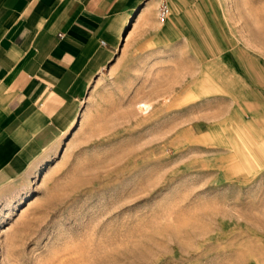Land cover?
Masks as SVG:
<instances>
[{
    "label": "rangeland",
    "instance_id": "374dc122",
    "mask_svg": "<svg viewBox=\"0 0 264 264\" xmlns=\"http://www.w3.org/2000/svg\"><path fill=\"white\" fill-rule=\"evenodd\" d=\"M196 3V37L264 61V0ZM164 61L122 45L59 154L0 190V264H264V142L234 163L196 136L212 110L189 104L188 59Z\"/></svg>",
    "mask_w": 264,
    "mask_h": 264
},
{
    "label": "crops",
    "instance_id": "0c3cea01",
    "mask_svg": "<svg viewBox=\"0 0 264 264\" xmlns=\"http://www.w3.org/2000/svg\"><path fill=\"white\" fill-rule=\"evenodd\" d=\"M160 1L168 14L170 8L168 22L157 20ZM196 6V0H0V190L61 144L90 83L122 45L157 54L168 66L188 59L189 104L212 110L190 129L199 137L215 130L226 144H208L226 151L229 162L241 161L246 146L256 151L264 142V61L226 34L196 37Z\"/></svg>",
    "mask_w": 264,
    "mask_h": 264
},
{
    "label": "bare ground",
    "instance_id": "6f19581e",
    "mask_svg": "<svg viewBox=\"0 0 264 264\" xmlns=\"http://www.w3.org/2000/svg\"><path fill=\"white\" fill-rule=\"evenodd\" d=\"M84 114V112H81L79 113V115L77 116V119H76V122H78L79 118ZM61 143V142H60ZM60 152V144L58 146H56L53 151L49 154L48 156V159H47V162L52 160L54 157H56ZM45 164L46 162L42 163V164H39L38 166H36L34 169H33V175L32 177H38L40 175V173L42 172V170L44 169L45 167ZM28 193H26L24 196H27ZM23 196V197H24ZM22 197V199H23Z\"/></svg>",
    "mask_w": 264,
    "mask_h": 264
},
{
    "label": "built area",
    "instance_id": "2783aa9c",
    "mask_svg": "<svg viewBox=\"0 0 264 264\" xmlns=\"http://www.w3.org/2000/svg\"><path fill=\"white\" fill-rule=\"evenodd\" d=\"M168 14V7L164 1H160L156 13V17L158 21H163Z\"/></svg>",
    "mask_w": 264,
    "mask_h": 264
}]
</instances>
